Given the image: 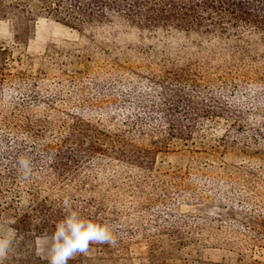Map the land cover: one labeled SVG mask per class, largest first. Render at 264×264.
Wrapping results in <instances>:
<instances>
[{
  "label": "rangeland",
  "instance_id": "1",
  "mask_svg": "<svg viewBox=\"0 0 264 264\" xmlns=\"http://www.w3.org/2000/svg\"><path fill=\"white\" fill-rule=\"evenodd\" d=\"M1 1L32 13L20 39L10 20H0L1 155L20 154L18 142L28 148L27 122L46 126L42 142L52 149L79 122L125 134L153 158L143 169L93 153L78 171L92 190L62 184L71 196L101 202L115 238L69 264H264V42L141 30L116 15L74 30L46 18L35 0ZM171 71L200 83L203 104L222 116L194 118L188 141L170 138L162 123L165 91L178 88ZM165 138L153 153V142ZM36 154L46 159L42 149ZM41 172L31 176L40 188L48 184ZM19 181L16 190H0V226L11 227L25 203L29 179ZM17 235L4 264H48L49 233Z\"/></svg>",
  "mask_w": 264,
  "mask_h": 264
},
{
  "label": "trees",
  "instance_id": "2",
  "mask_svg": "<svg viewBox=\"0 0 264 264\" xmlns=\"http://www.w3.org/2000/svg\"><path fill=\"white\" fill-rule=\"evenodd\" d=\"M42 6L46 18H53L68 28L80 30L85 26L102 23L111 15L119 16L127 24L141 30H176L187 34L217 36L242 40L252 36L264 42V0H35ZM22 6V7H20ZM31 11L24 5H5L0 0V20H10L15 30V38L20 39L27 34L28 22H31ZM247 36V37H245ZM6 51L0 48V84L2 73L6 67ZM167 78L175 83L177 90L173 93L165 91L162 123L168 127L170 138L189 140L191 131L197 125L194 118L222 117L203 104L208 100L202 92V85L191 76L185 77L178 72H167ZM185 88L187 92L185 91ZM183 89V90H180ZM218 114V115H217ZM191 121L184 125L182 118ZM189 116V117H188ZM196 124H195V123ZM24 128L29 134V146L18 142L22 147L20 154L7 150L5 156L0 153V190H12L26 179L18 172L16 159L18 156H30L33 169L38 167L43 179L48 181L42 188L36 186L31 176L28 178V190L23 206L15 208V221L12 228L21 234L49 233L54 231L57 221L64 216V201L67 200L74 210H78L86 218L97 219L101 216V208L94 198L71 196L64 191L63 185L82 193L87 190V183L79 178L78 171L86 165V160L93 153L111 156L113 159L132 164L135 167L148 169L153 158L151 151L135 146L128 136L108 135L95 127L75 122L70 136L63 138L55 148L43 145L46 126L27 122ZM81 137L88 144L83 145ZM187 138V139H186ZM165 138L161 143L153 142L154 153L168 145ZM39 149L47 155L45 160L36 154ZM58 185L63 193L56 198L50 191ZM7 190V191H8ZM91 209H94L92 211Z\"/></svg>",
  "mask_w": 264,
  "mask_h": 264
},
{
  "label": "clouds",
  "instance_id": "3",
  "mask_svg": "<svg viewBox=\"0 0 264 264\" xmlns=\"http://www.w3.org/2000/svg\"><path fill=\"white\" fill-rule=\"evenodd\" d=\"M21 177L27 179L33 171L30 156L21 155L16 159ZM64 216L57 221L54 231L43 238L45 241L44 258L48 264H69L78 254H86L94 244H114L115 238L107 223L97 219L86 218L70 203L64 201ZM0 226V264H4L19 239L14 228Z\"/></svg>",
  "mask_w": 264,
  "mask_h": 264
}]
</instances>
